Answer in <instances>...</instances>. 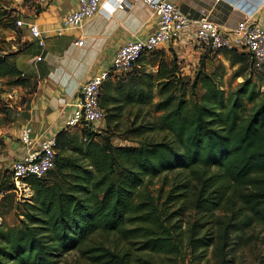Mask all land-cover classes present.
I'll return each mask as SVG.
<instances>
[{"label":"trees","instance_id":"1","mask_svg":"<svg viewBox=\"0 0 264 264\" xmlns=\"http://www.w3.org/2000/svg\"><path fill=\"white\" fill-rule=\"evenodd\" d=\"M0 25L17 27L1 5ZM209 53L236 67L234 75L244 80L235 90L224 88L223 62L208 69ZM252 75L264 82L251 56L235 49L205 50L191 82L163 49L142 55L124 75H110L100 91L106 133L92 124L78 133L59 130L55 168L26 178L31 195L22 202L11 169L0 175V264H60L74 250L96 264H127L91 244L100 232L138 238L143 252L173 254L186 215L194 256L202 260L211 251L216 264H233L238 246L254 236L246 233L264 226V90ZM4 78L36 91L37 82L8 54L0 55ZM134 109L143 120L125 138L137 144L115 145L121 119ZM152 112L158 115L147 119ZM157 178L162 186L155 194L150 187ZM12 210L19 222L9 225Z\"/></svg>","mask_w":264,"mask_h":264},{"label":"crops","instance_id":"2","mask_svg":"<svg viewBox=\"0 0 264 264\" xmlns=\"http://www.w3.org/2000/svg\"><path fill=\"white\" fill-rule=\"evenodd\" d=\"M78 1L50 0L46 5L39 6L36 13L28 10L27 15H23V25L28 28L31 24L40 26L46 43L40 47L33 39L31 47L36 48L43 59L27 63L25 69L20 67L25 70L26 76L36 80L37 88L20 107L17 128L29 124L37 135H56L65 128L82 84L107 69L125 42L144 39L157 26V16L143 1L128 0L125 7L120 8L116 0H105L100 12L81 27L58 33L64 16L78 8ZM171 1L190 19L208 18L224 30L233 29L247 14H252L264 29V0ZM21 9L27 11V8ZM182 38L175 42L178 46L194 41V52H204L191 32ZM18 137V143L6 139L8 153L14 158L23 151Z\"/></svg>","mask_w":264,"mask_h":264},{"label":"built area","instance_id":"3","mask_svg":"<svg viewBox=\"0 0 264 264\" xmlns=\"http://www.w3.org/2000/svg\"><path fill=\"white\" fill-rule=\"evenodd\" d=\"M38 6L46 5L50 0H35ZM124 8L128 0H116ZM157 16V26L146 38L125 42L113 56L111 66L101 73L87 79L76 96L74 109L65 123V127L74 129L85 124L94 126L105 119L106 112L100 104V91L104 81L110 75H124L130 72L140 57L168 43L179 41L183 35L191 32L193 38L203 47L217 52L220 49H235L248 53L252 67L257 72H264V29L252 14H247L233 29L224 30L220 24L208 19H190L177 4L171 0H141ZM105 0H79L78 8L67 13L63 18L62 28L75 29L93 18L101 10ZM18 25H23L18 20ZM31 37L40 47L46 43L44 31L37 24L29 25ZM43 59L42 54L36 62ZM19 141L23 151L11 162L12 182L18 194L23 187H28L29 176L44 177L55 168L57 161L56 135H37L29 124L20 129Z\"/></svg>","mask_w":264,"mask_h":264},{"label":"rangeland","instance_id":"4","mask_svg":"<svg viewBox=\"0 0 264 264\" xmlns=\"http://www.w3.org/2000/svg\"><path fill=\"white\" fill-rule=\"evenodd\" d=\"M0 5L8 11V14L16 16V29L4 27L0 25V55H11V58L17 62L19 67L25 69L27 63H34L36 58L40 55L37 52L36 48H32L28 43H32L33 38L31 37L30 30L28 26L18 25V20L24 21V16L28 10L35 11L39 7L35 0H0ZM21 8H27L26 12H23ZM41 8V7H40ZM183 39V38H182ZM181 39V40H182ZM179 40V41H181ZM178 41V42H179ZM196 41V40H195ZM197 42V41H196ZM177 43V42H176ZM175 42L168 43L163 48L158 50H165L169 58L177 57L178 66L180 71L185 76L186 80L192 81L195 77L196 72L200 67V58L203 56V53H195L192 43L185 42L178 46ZM198 43V42H197ZM28 45V46H27ZM201 46L200 44H198ZM190 46V47H189ZM172 47V50L170 49ZM174 47V48H173ZM176 47V48H175ZM188 47L190 49H188ZM202 47V46H201ZM28 48L30 51H28ZM203 48V47H202ZM178 50V51H177ZM68 51V50H67ZM59 60V59H58ZM223 62L226 70L225 75L223 76L224 88L229 93L232 90H235L239 84L244 80L243 77H236L234 75L236 67H231L230 63L224 58L222 54L216 56V54L209 53L207 58V67L209 70H213L218 63ZM111 65L108 66V68ZM148 70L156 69L153 66H146ZM25 71V70H23ZM249 75V73H247ZM259 75V73H258ZM257 82L258 87L261 88V91L264 90V82L259 80L256 76L252 75ZM36 81V80H34ZM31 88H24L22 86H12L9 85L8 79H0V136L3 139H10L13 143H18V135L21 127L17 128V124L20 118V107L27 101L30 94ZM150 109L146 107L144 113ZM136 109L132 112H127L120 121V126L117 130L119 136L112 138V141L115 145H135V141H129L125 138L126 135L130 133L126 132L127 128H131L133 122H137L135 125L140 123L143 119H137L135 116ZM153 113V112H152ZM150 114L147 116V119L155 118L158 114ZM106 119L97 123L94 126V129L103 132L106 128ZM134 125V126H135ZM73 133H78L79 128L70 129ZM116 130V129H115ZM104 133H106L104 131ZM108 135V134H107ZM138 140L139 138H133ZM18 145V144H17ZM10 146V145H9ZM20 146V145H19ZM8 146L4 144L0 146V175L11 168V162L14 157L8 153ZM10 148V147H9ZM11 149L14 151L15 148ZM162 186V180L157 178L154 180L153 185L150 187L152 192L157 194V189ZM170 189V186H165V192ZM31 192L28 187H23L22 190L16 195L17 201L22 202L25 197H30ZM2 196L0 194V200ZM174 210L170 209L168 212ZM189 217L186 215L185 221L183 220V227L181 229V238L182 242L179 250L173 254H150L139 250L141 245V240L138 238L135 239H126L118 233H97L94 235L91 240V244L96 246H105L111 250L118 259V257H124L127 261V264H150L143 259H149L153 264H216L214 257L212 256L211 251L207 254V257L199 260L194 256L189 241H188V220ZM173 220V219H172ZM6 221L9 225L17 224L19 222V214L16 210L10 211L6 216ZM172 222H177V218ZM254 235L251 238L250 243L247 246H238V249L234 252L233 264H264V226L257 225L254 229L249 230L246 235ZM141 259V260H140ZM60 264H96L91 262L86 255L81 253L78 250L71 251L65 254L62 257Z\"/></svg>","mask_w":264,"mask_h":264}]
</instances>
